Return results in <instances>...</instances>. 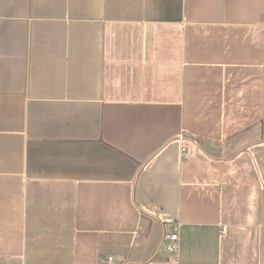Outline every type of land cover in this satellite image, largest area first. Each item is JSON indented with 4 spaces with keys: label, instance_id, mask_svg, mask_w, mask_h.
<instances>
[{
    "label": "crops",
    "instance_id": "0c3cea01",
    "mask_svg": "<svg viewBox=\"0 0 264 264\" xmlns=\"http://www.w3.org/2000/svg\"><path fill=\"white\" fill-rule=\"evenodd\" d=\"M0 264H264V0H0Z\"/></svg>",
    "mask_w": 264,
    "mask_h": 264
},
{
    "label": "built area",
    "instance_id": "2783aa9c",
    "mask_svg": "<svg viewBox=\"0 0 264 264\" xmlns=\"http://www.w3.org/2000/svg\"><path fill=\"white\" fill-rule=\"evenodd\" d=\"M179 142L181 143V153L183 155L187 154V149L183 145L185 142V136L180 134L178 137ZM179 225L175 226L172 231L164 235V241L166 242V249L171 253H177L179 250Z\"/></svg>",
    "mask_w": 264,
    "mask_h": 264
}]
</instances>
